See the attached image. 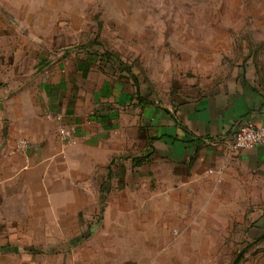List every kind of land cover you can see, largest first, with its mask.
<instances>
[{"label":"rangeland","instance_id":"1","mask_svg":"<svg viewBox=\"0 0 264 264\" xmlns=\"http://www.w3.org/2000/svg\"><path fill=\"white\" fill-rule=\"evenodd\" d=\"M26 41L38 43L39 60L8 64V80L40 79L57 57L87 48L110 60L98 70L109 78L117 70L139 93L222 86L226 96L247 91L264 100V0H0V49L13 54ZM135 158L122 157L99 192H52L53 206H82L67 207L73 219L61 225L50 208L0 224V250H19L0 251V264H264V201L201 208L194 194H177L175 182L166 186L159 161ZM17 191L6 200L47 201L27 190L15 198Z\"/></svg>","mask_w":264,"mask_h":264},{"label":"crops","instance_id":"2","mask_svg":"<svg viewBox=\"0 0 264 264\" xmlns=\"http://www.w3.org/2000/svg\"><path fill=\"white\" fill-rule=\"evenodd\" d=\"M23 45L13 54L0 49V224L16 225L49 208L56 210L51 215L57 225L73 219L74 209L64 210L82 206H53L52 192H99L122 157L159 161L166 186L173 188L175 182V192L185 200L194 194L192 201H202L201 208L218 207L210 201L247 202L249 196L264 201V145L232 149L238 127H264V100L247 91L226 96L222 86L208 94L199 86L189 85L191 94L171 84L159 93L148 88L139 93L130 79H117V70L111 69L112 78L105 68L98 70L108 60L90 55L87 48L77 56L66 52L63 59L57 57L53 70L40 79L8 80L1 74L8 64L39 60L38 43ZM93 65L94 80L89 78ZM129 81L132 86L124 84ZM59 127L70 130L71 137L61 139ZM20 141L28 143L25 150L18 148ZM13 189L19 190L15 198L27 190L47 201L42 207L6 200ZM0 251L19 254L16 247Z\"/></svg>","mask_w":264,"mask_h":264},{"label":"built area","instance_id":"3","mask_svg":"<svg viewBox=\"0 0 264 264\" xmlns=\"http://www.w3.org/2000/svg\"><path fill=\"white\" fill-rule=\"evenodd\" d=\"M61 139L67 140L71 137V132L68 129L59 127L57 130ZM264 145V127H259L254 124H245L235 131L233 135L232 149L235 151L250 150ZM18 148L25 150L28 143L20 141Z\"/></svg>","mask_w":264,"mask_h":264},{"label":"trees","instance_id":"4","mask_svg":"<svg viewBox=\"0 0 264 264\" xmlns=\"http://www.w3.org/2000/svg\"><path fill=\"white\" fill-rule=\"evenodd\" d=\"M106 56L109 57V58L112 57V56H109L108 54H106ZM106 59H107V58H106ZM107 60L110 61L109 59H107Z\"/></svg>","mask_w":264,"mask_h":264}]
</instances>
